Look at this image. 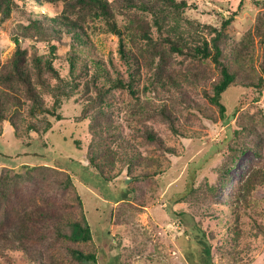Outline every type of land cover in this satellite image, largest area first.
Listing matches in <instances>:
<instances>
[{"label": "trees", "instance_id": "1", "mask_svg": "<svg viewBox=\"0 0 264 264\" xmlns=\"http://www.w3.org/2000/svg\"><path fill=\"white\" fill-rule=\"evenodd\" d=\"M18 1L0 0V24L12 17ZM33 1L39 5H58L60 11L30 14L14 35L16 47L8 58H3L0 46V135L8 121L16 136L26 144L43 139L54 121L65 118L64 105L72 98L81 97L84 105L76 119L90 121L87 130L93 144L86 150L89 166L108 181L115 180L125 170L129 183L126 196L132 193L131 197L143 205L147 202V192L152 190L154 195L159 175L166 170L164 155L178 153L154 124L148 122L149 118L165 122L178 137L194 136L197 132L181 119L184 116L189 120L183 110L216 121V109L221 115L226 111L223 94L231 86L240 84L254 89V99L264 93V9L239 41L229 32V25L245 0H241L230 16L222 18L219 25L187 21L188 27L182 26L186 9L194 5L188 0ZM93 28L117 35L125 70L115 65L113 56L106 59L95 52ZM154 28L159 32L157 37ZM20 37L45 43L47 47L42 52L29 51ZM62 44L69 46L64 53L59 52ZM257 49H261L259 55ZM58 59L68 63L67 73L57 66ZM143 88L148 97L141 100ZM117 90L126 91L136 99L130 116L126 117L132 128L130 133L154 145L163 157L152 151L145 154L143 148L122 132V123L111 121L120 109L109 99ZM46 93L51 94L52 103L46 99ZM149 94L167 97L160 104L149 98ZM246 104V98L240 100L232 116ZM253 127L244 124L233 130L232 135L238 136L240 131H251ZM76 143L80 146V139ZM229 147L231 161L226 160L229 162L220 168L224 173L247 150L248 144ZM192 165L185 189L176 201L197 190L195 181L201 166ZM2 166L0 260L12 262L10 252L19 250L32 264H98V246L72 173L47 162L25 163L19 168ZM24 181L30 182L25 188L27 193L19 191L18 185ZM262 184L264 168L248 169L239 188V198L248 199ZM207 186L214 192L212 184ZM202 211L216 218L224 214L218 208L209 213ZM232 212L235 222L226 220V232L221 235L225 244L237 246L243 229L239 209ZM203 219L201 216L193 221L186 230L189 243L186 255L191 264H215L212 238L219 233L208 232Z\"/></svg>", "mask_w": 264, "mask_h": 264}, {"label": "rangeland", "instance_id": "2", "mask_svg": "<svg viewBox=\"0 0 264 264\" xmlns=\"http://www.w3.org/2000/svg\"><path fill=\"white\" fill-rule=\"evenodd\" d=\"M188 1L194 5L185 11L183 27H188L187 21L201 25L206 23L219 25L221 19L230 16L241 2V0ZM18 3L12 17L0 24L3 58L11 56L16 47L14 35L30 14L38 15L40 12L54 14L60 11L58 5H39L33 0H19ZM263 9L264 3L245 0L240 13L229 25L232 38L239 41L253 27L258 12ZM97 24L104 23L97 21ZM93 30L91 38L95 44V52L106 59L113 56L115 65L125 70L126 65L118 52L117 35L100 28ZM157 34L159 32L154 28V36L157 37ZM206 35L210 37L209 34ZM20 39L29 51L35 49L42 52L47 47L42 42L34 43L23 37ZM68 48V45H59V52L64 53ZM260 52L261 49H257V55ZM56 62L63 73L68 72L66 61L58 59ZM173 65L176 68L178 63L175 62ZM143 85L144 81L141 87ZM140 93L141 100L148 97L144 88ZM114 94L109 99H113L120 109L111 121L122 123V132L143 148L145 154L152 151L163 157L154 145L130 133L132 128L128 126L126 117L130 116L131 105L136 99L126 91L117 90ZM149 95V98H155L154 100L160 104L167 97ZM45 96L48 102L52 103L51 94L46 93ZM255 96L254 89L240 84L231 86L223 94L226 111L221 115L216 109L218 117L216 121L199 115L200 118L191 115L186 109L183 110L190 121L184 119V116H181V119L186 126L197 132L194 136L178 137L165 122L147 118L166 141L176 147L178 153L164 155L166 170L159 175L160 182L154 190V195L151 194L152 190L147 192V202L144 205L131 197L132 193L126 196L129 183L125 170L115 180L108 181L89 166L86 150L93 144V138L87 130L90 121L76 119L84 105L81 97L69 100L62 109L65 118L54 121L52 129L43 139H33L30 144L17 137L10 123L6 121L3 124L4 131L0 135V173L4 168L2 165L19 168L25 163L43 162L57 164L69 170L82 196L94 241L98 246V264H191L186 255V247L189 245L186 230L201 216L208 232L219 233L212 238L215 264H264V184L258 185L249 194L248 199L239 198V188L247 177L248 169L259 166L264 168V93L258 99H254ZM245 98L247 104L237 115L232 116L240 100ZM244 124L254 127L251 131H240L238 136H233L232 131ZM79 139L80 146L76 143ZM109 142L111 145L114 144L110 140ZM245 143L248 144L247 150L230 165L227 173L221 172L220 168L225 165L226 160L231 161L228 156L231 152L229 145L241 147ZM192 164L201 166L197 170L195 181L197 190L188 197L176 201L178 195L185 189ZM208 183L213 185L214 192L207 189ZM27 184L30 185V182L24 181L19 184V191L27 193L25 189ZM207 207L209 210L218 208L219 213L222 209L224 214L218 218L204 215L203 209L209 213ZM237 208L243 234L240 243L232 246L225 244L221 233L226 232L224 227L226 220L235 222L236 216L232 211ZM10 253L13 261L1 259V264H32L21 251L13 250Z\"/></svg>", "mask_w": 264, "mask_h": 264}]
</instances>
